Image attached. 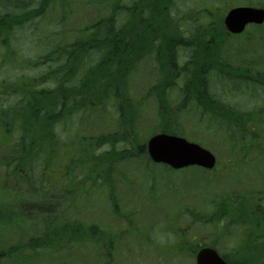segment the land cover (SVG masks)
Here are the masks:
<instances>
[{"label": "trees", "instance_id": "trees-1", "mask_svg": "<svg viewBox=\"0 0 264 264\" xmlns=\"http://www.w3.org/2000/svg\"><path fill=\"white\" fill-rule=\"evenodd\" d=\"M209 1L88 0L105 14L63 42L59 37L68 10L58 19L59 29L48 19L62 0H0V145L13 152L0 159L6 167L0 171V191L26 187L37 199H91L95 188L112 189L115 162L135 158L151 163L146 147L136 145L141 114L153 120L149 126L157 122L151 133H178V115L191 116L206 131L222 134L230 162L246 163L261 153L264 97L256 107L250 104L252 109L225 99L227 80L241 86L243 67L222 54L229 53L230 34L215 10L229 5L217 0L212 11L205 8ZM133 62L147 64L151 74L141 97L133 99L136 105L126 95L128 77L136 72ZM254 75L255 87L264 88V73ZM216 76L223 95L210 90ZM254 190L221 191L202 212L193 206L176 210L170 227L177 229L178 217L185 227L201 222L211 236L209 244L230 264H264V193ZM109 205L108 223L43 216L38 223L43 229L21 250L103 247L109 258L99 264H114L121 248L159 245L151 242V229L142 233L132 211L121 213L110 197ZM197 237L182 238L178 247L190 253L192 264L199 247L208 244ZM20 246L9 247L7 258L17 254L21 263L28 255L19 253Z\"/></svg>", "mask_w": 264, "mask_h": 264}, {"label": "rangeland", "instance_id": "rangeland-1", "mask_svg": "<svg viewBox=\"0 0 264 264\" xmlns=\"http://www.w3.org/2000/svg\"><path fill=\"white\" fill-rule=\"evenodd\" d=\"M62 1L61 6H57L53 13H49L48 19L52 28L59 29L58 19L68 10L69 18L63 27L64 32L62 36L59 35L63 42L75 38L78 35L77 30L97 19L100 13L105 14V12H99L97 7L88 3V0ZM246 1L253 5H264V0H226L229 7L215 10L220 2L210 0L205 8L210 7L212 11L214 9L216 14L223 15L224 18L230 8ZM250 36V38L244 37L243 41H240L239 38H230L229 42L225 44L229 53L227 55L225 52L222 53L234 65H243V69L238 74L242 75L241 86L236 87L237 84L233 80H227L230 90L227 89L229 93H225L224 97L232 103L248 106V108H250V104L251 107L252 105L256 107L264 97L262 86L254 87L248 83V74L255 73V70L264 71V29L253 30ZM27 49L28 46L25 45L23 50L25 54L29 53ZM139 63L133 62L136 72L132 71L127 80L126 95L128 96L127 93H129L128 97L132 98L131 101L133 102L141 97L146 86V80L151 75L147 64L140 65ZM15 74V70L9 71L11 77H14ZM211 84V91L223 95L222 89L224 87H222L220 76H216ZM237 88L242 91L234 93ZM250 89L252 90L251 95ZM140 116V128L138 127V130L141 133H139L140 136H137L136 145L142 150L143 147H146L148 138L154 134L151 131L156 130L155 124L157 122L151 127L149 125L152 122L149 121L153 120H146L142 114ZM177 119L181 124L179 127L175 126L178 135L211 150L219 160L217 164L219 169L213 171H207L200 167L165 169L163 165L134 158L121 165L115 162L114 166L118 172L114 176L113 188L110 189L109 187L106 192L100 188H95L90 194L91 199H37L38 196L33 197L28 193L26 187L19 190L14 187L9 191L2 189L0 191V251L8 253L9 247L22 245L19 253L25 252L28 255L20 263L15 259L17 254H11L10 258L5 257L3 264H99L100 262H107L109 257L103 247L93 251L91 247L80 249L76 246L67 245L65 247H69L71 250L66 252H64L65 248L55 252H52L53 250L50 248L35 252L29 248L21 249H25L23 246L29 237L37 236L39 231L43 229L38 223L46 215L51 217L53 214H59L71 221L82 218L86 221L99 220L102 223H108V216L113 213L109 205V197L115 199V202L119 204L121 213H128V210L132 211L142 233L151 229L154 239L151 242L159 243L156 247L146 244L144 245L146 249L139 245L140 250L136 251L131 250L133 247L121 248L117 253L119 262L116 261L114 264H192L190 253L179 249L182 238L190 240V234L192 236L196 234L199 242L211 243L209 241L211 236L205 231V224L195 221L192 228L191 226L185 227L187 224L184 220H180L182 219L180 217L177 218V221L179 220L177 229L171 228L170 224L176 222L174 217L178 216L176 210H185L186 207L193 206L196 207L194 209L196 212H202L207 203L218 199L221 191L243 192L255 189L254 191L258 190L264 193V138L262 139L261 153L255 154L246 163L243 161L230 162L225 149L226 144L220 132L210 133L206 131L202 125L195 124L191 116L185 113L179 114ZM261 128L263 131L264 122L261 123ZM6 148L7 146L0 145V159L2 160L10 153L13 154ZM2 170H6V167L0 165V171ZM123 174L126 175V178L121 177ZM35 176L37 177L36 172ZM41 187L44 189V185ZM40 190L42 189L40 188ZM57 191H59L58 188ZM33 193L37 194V191H33ZM245 197L250 198L251 195L248 194ZM19 210L24 212L22 216H18ZM6 217L10 219H5ZM221 240L224 243L223 239ZM223 246H221L223 249L228 247L226 243Z\"/></svg>", "mask_w": 264, "mask_h": 264}, {"label": "water", "instance_id": "water-1", "mask_svg": "<svg viewBox=\"0 0 264 264\" xmlns=\"http://www.w3.org/2000/svg\"><path fill=\"white\" fill-rule=\"evenodd\" d=\"M230 32L240 33L248 23L264 22V8L240 6L231 9L224 19ZM152 160L168 164L174 168L199 165L212 169L216 165V156L202 145L191 142L185 137L157 133L147 144ZM2 254L0 253V264ZM197 264H229L213 247L201 248L197 253Z\"/></svg>", "mask_w": 264, "mask_h": 264}, {"label": "flooded vegetation", "instance_id": "flooded-vegetation-1", "mask_svg": "<svg viewBox=\"0 0 264 264\" xmlns=\"http://www.w3.org/2000/svg\"><path fill=\"white\" fill-rule=\"evenodd\" d=\"M256 72H258V71H255V73ZM255 73L249 75V80H250L251 86H254V87H255V78H254V76H255L254 74Z\"/></svg>", "mask_w": 264, "mask_h": 264}]
</instances>
